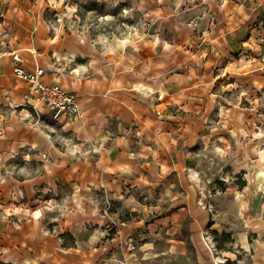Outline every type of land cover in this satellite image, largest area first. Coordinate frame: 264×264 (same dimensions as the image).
Masks as SVG:
<instances>
[{"label": "crops", "instance_id": "0c3cea01", "mask_svg": "<svg viewBox=\"0 0 264 264\" xmlns=\"http://www.w3.org/2000/svg\"><path fill=\"white\" fill-rule=\"evenodd\" d=\"M89 1L126 4L141 28L103 40L47 20L75 0H0V52L41 68L79 109L48 123L0 58V264H264L262 200L249 216L236 191L240 211L225 203L233 214L217 216L194 159L206 140L230 156L239 141L240 162L245 146L252 157L264 147L262 120L217 99L264 92V0H78ZM181 13L174 35L166 20ZM222 225L223 249L209 242Z\"/></svg>", "mask_w": 264, "mask_h": 264}, {"label": "rangeland", "instance_id": "374dc122", "mask_svg": "<svg viewBox=\"0 0 264 264\" xmlns=\"http://www.w3.org/2000/svg\"><path fill=\"white\" fill-rule=\"evenodd\" d=\"M75 3L77 9H57L53 14H46L47 20L51 22V24L60 20V23H63L64 26L66 25L65 28L69 32L86 33L89 36L94 38L100 37L103 40H115L116 37H126L130 33L133 34L138 32L137 28H141V17L138 14L129 12L126 4H107L104 9H95V4L90 1L84 4L85 2L80 3L78 0H75ZM193 11H195V9ZM54 15H57V17ZM176 17L178 18L177 20L172 16L169 17V19L166 20V26L173 29L174 35H179L181 33L177 29L176 21L182 23L184 21L182 17L186 16L181 13L176 15ZM181 31L186 32L184 29ZM142 32L143 31H141V33ZM5 45L6 39L0 37V48ZM235 56H237V54H235ZM232 92L237 93V90H232ZM225 94H227L226 97ZM224 97L226 99H223ZM239 97L240 94H238V98H236V95H231L230 92H223L221 96L217 95L218 101L226 100L230 108H244V112L249 114V118L255 117L259 121L262 120L258 123V128L260 129V134H262L264 138V92L257 93L256 95L253 94L250 97L244 96L242 99H239ZM223 104L224 103L219 105L217 109L215 108L214 110L207 111L208 118L213 119V122H215V120L217 122L218 118L223 120L225 117L226 110L223 108ZM250 107L254 108L249 109ZM42 109L41 113L44 115L42 116V114H40L41 117H46L48 123H58V119H54L52 114L47 113L46 109ZM59 121L63 120L61 119ZM212 128L213 127H210V129ZM220 129H223L222 126ZM253 129H255V126H249L245 137L250 139L254 136ZM262 146L263 145L259 143L257 148L261 150L257 157L249 156V153H251L249 150L251 149H249V145L245 146L242 152V162H240V158L234 156L235 153L240 151L239 141H235L234 144H231L230 148L233 150L231 151L232 156L221 151L222 148L219 149L217 146L212 148L207 140L195 144V185L198 196L204 200L203 204L205 208H210L208 204H215V207H213L217 216L221 218L226 217V215L230 216L233 214V210L231 207L225 205V203H232L234 208L240 211L238 203L240 197L235 195L234 201L229 198L232 197L236 191H245L248 196L249 216L254 214L255 204L258 200H262V209L264 211V147ZM240 167H242L243 170L238 172ZM188 190L192 196V190L190 188ZM143 211H145V209H143ZM226 224L228 223L226 222ZM262 225L264 227V212ZM227 228L222 225L221 229L219 228L218 230L219 234L213 233L209 238V242H211L213 246L221 247L222 249L225 248V245H228L230 242Z\"/></svg>", "mask_w": 264, "mask_h": 264}, {"label": "built area", "instance_id": "2783aa9c", "mask_svg": "<svg viewBox=\"0 0 264 264\" xmlns=\"http://www.w3.org/2000/svg\"><path fill=\"white\" fill-rule=\"evenodd\" d=\"M8 56L12 63V76L21 79L28 87L29 95L40 103L42 108L52 114L54 119L61 116L72 120L79 115L77 98L71 92L61 88L58 84H45L41 81L44 71L36 68L32 73H27L21 68L22 59L17 51L0 52V58Z\"/></svg>", "mask_w": 264, "mask_h": 264}, {"label": "bare ground", "instance_id": "6f19581e", "mask_svg": "<svg viewBox=\"0 0 264 264\" xmlns=\"http://www.w3.org/2000/svg\"><path fill=\"white\" fill-rule=\"evenodd\" d=\"M44 77H45V75L42 77V79H44ZM17 80H18L19 82H21V83L23 82L21 79H17ZM78 116H79V115H78ZM78 116H77V117H78ZM77 117H76V118H77ZM61 119L63 120L64 117L61 116V117L59 118V120H61ZM35 214H36V213H35Z\"/></svg>", "mask_w": 264, "mask_h": 264}]
</instances>
